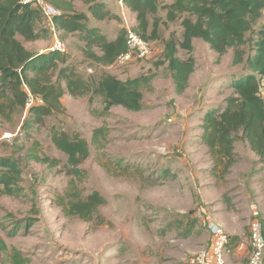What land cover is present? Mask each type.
<instances>
[{"label":"rangeland","instance_id":"obj_1","mask_svg":"<svg viewBox=\"0 0 264 264\" xmlns=\"http://www.w3.org/2000/svg\"><path fill=\"white\" fill-rule=\"evenodd\" d=\"M103 1L112 17L100 21L77 1V11L89 16L87 26H99L114 39L121 29L137 25L136 14L124 2ZM159 1L158 37L149 41L155 54L148 59L101 66L85 56L86 43L79 34L57 32L67 63L91 84L105 73L124 80L150 77L142 110L114 106L106 111L101 96L74 97L66 91L61 99L64 109L28 129L25 110L9 120L0 116V155L21 160L24 187L18 197L0 192V235L10 249L30 258L28 264H199L198 256L212 243L209 220L221 225L230 239L226 250L230 263H245L252 254V222L258 220L264 233V164L257 153L239 140L237 163L217 179L209 172L207 147L197 143L201 118L225 102L233 92L232 80L247 71L243 64H233V49L220 57L196 38L191 54L178 48L180 58L192 55L196 60L188 88L178 93L163 51L169 40L183 39L184 28L181 19L167 17L165 5L175 0ZM40 9L45 16L41 37L31 42L20 39L29 49L46 53L57 40L53 31L45 32L54 13L48 16ZM261 21L264 17L258 24ZM247 37L257 38L255 33ZM252 45L250 40L243 47L247 55L254 54ZM54 128L70 136L79 134L90 143L91 155L80 164L87 177L79 187L84 197L98 191L108 201L91 221L68 216L58 205L72 176L66 154L52 142ZM99 128L103 131L94 139ZM33 151L58 164L32 159ZM6 255L0 264H11Z\"/></svg>","mask_w":264,"mask_h":264},{"label":"trees","instance_id":"obj_2","mask_svg":"<svg viewBox=\"0 0 264 264\" xmlns=\"http://www.w3.org/2000/svg\"><path fill=\"white\" fill-rule=\"evenodd\" d=\"M58 13L53 14L51 28L65 34H79L86 43L85 56L101 66L113 65L119 56L127 51L128 29L120 30L119 35L109 39L99 26H87L89 16L78 12L75 2L82 1L97 20L112 17V12L103 0H44ZM136 14L137 25L133 28L142 38L158 37L161 19L156 17L161 5L159 0H121ZM168 9L169 21L181 19L184 28L180 42L169 40L163 51L168 69L178 93L189 86L191 75L196 70L195 57L187 59L178 56V48L188 53L194 51L196 38L209 44L221 57L230 49L234 50L233 64H243L247 73L232 80L233 92L223 103L209 108L201 118V132L197 143H203L210 155L212 164L209 172L214 177L224 178L238 161L236 143L243 140L257 153L264 164V0H175ZM185 15V16H183ZM44 16V15H43ZM42 11L35 3L24 0H0V116L6 120L16 112L26 111L28 129L34 122H42L64 109L62 97L69 92L74 97H84L91 93L101 96L106 111L114 106H123L131 111L144 108L145 88L151 78L145 75L121 79L105 73L95 84H91L73 65L67 63L66 51L51 49L46 53L29 49L20 39L36 41L41 37L40 23ZM154 16L151 22V17ZM45 17V16H44ZM259 25L255 29L256 25ZM151 28V30H150ZM255 33L257 38L247 37ZM151 34V35H150ZM250 40L254 54L243 48ZM219 57V58H220ZM41 102L29 105L31 98ZM99 128L96 135L102 132ZM52 142L68 159L69 180L63 194L58 196V205L68 216H77L91 221L98 215L100 206L107 199L98 191L83 196L79 184L87 177V171L80 167L82 160L91 155L90 143L79 134L70 136L57 129L52 130ZM199 141V142H198ZM31 158L50 166L58 163L36 151ZM23 165L15 155H0V192L9 196H21L24 187ZM101 223L104 219L98 216ZM3 254L11 264H28L30 258L22 251L9 248L0 235V263Z\"/></svg>","mask_w":264,"mask_h":264},{"label":"built area","instance_id":"obj_3","mask_svg":"<svg viewBox=\"0 0 264 264\" xmlns=\"http://www.w3.org/2000/svg\"><path fill=\"white\" fill-rule=\"evenodd\" d=\"M24 2L35 3L40 8H42L43 12H45L48 16H50V13H58V10L52 9L48 4H46L44 0H24ZM121 3L123 4L122 1ZM51 16L49 17L50 20L52 19ZM53 34L57 40L55 46L52 49L65 51V46L58 39L57 31L54 30ZM153 53L154 49L151 43L148 40L142 38L133 29H129L127 35V51L121 54L117 61L119 63L122 62L121 64H125L130 61L144 60L153 56ZM32 102L33 99H31L29 105H31ZM208 224L211 232L213 233L211 247L210 250L200 253L197 258L198 263L228 264L226 250L230 239L224 232L221 225L215 224L212 220H209ZM251 247L252 254L245 264H264V233L262 225L258 220L253 221L251 224Z\"/></svg>","mask_w":264,"mask_h":264},{"label":"crops","instance_id":"obj_4","mask_svg":"<svg viewBox=\"0 0 264 264\" xmlns=\"http://www.w3.org/2000/svg\"><path fill=\"white\" fill-rule=\"evenodd\" d=\"M75 4H77V2H75ZM135 23V22H134ZM135 25H136V23H135ZM247 143V142H246ZM248 144V143H247ZM249 146V145H248ZM256 153V152H255ZM258 159H259V156H258ZM243 247H242V245H239L238 246V249L237 250H241ZM249 257L250 256H248V259L246 258V260H244L245 261V263L249 260ZM227 261H228V264H231L230 263V260H229V258H228V255H227ZM243 261L242 262H239V263H237V264H245Z\"/></svg>","mask_w":264,"mask_h":264}]
</instances>
